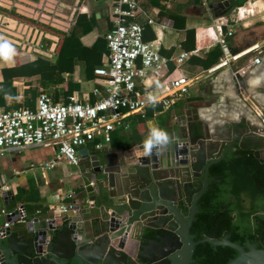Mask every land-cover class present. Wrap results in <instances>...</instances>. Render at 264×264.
I'll list each match as a JSON object with an SVG mask.
<instances>
[{
  "label": "crops",
  "instance_id": "obj_1",
  "mask_svg": "<svg viewBox=\"0 0 264 264\" xmlns=\"http://www.w3.org/2000/svg\"><path fill=\"white\" fill-rule=\"evenodd\" d=\"M115 2L0 0V43L6 42L13 49L6 58L0 49V110L33 108L41 92L49 94L56 102H64L70 95L82 101H93L92 90L95 87L103 89V79L94 73V69L105 66L108 61L104 35L113 24L112 7ZM45 3L49 8L46 9L54 12L51 14L53 19H45L49 16L43 10ZM244 8L249 9L252 18L257 14L259 19H243L245 13L238 16L241 18L237 19L240 25L233 36L227 38L229 48L233 54H238L258 44L264 51V0H255ZM224 16L227 17V14ZM72 18L75 24L67 28V21ZM134 19L145 26V41L159 40V51L166 61L161 76H150L145 83L137 81L149 99L143 110L147 115L145 124L139 126L142 138L149 136L153 127L166 131L169 137L173 129L182 131L184 127L180 116L187 109H202L200 120L192 122V126L199 122L202 124L195 126L199 131L207 128L213 133L212 129L221 130L230 123L222 121L213 124L209 121L213 109L223 103V97L228 99L232 92L235 94L233 73L229 67L217 68L223 56L214 27L218 16L203 10L191 0H139V10ZM147 19H152L154 23L147 24ZM77 23L90 28L84 31L77 28L78 36H71ZM25 42L28 46L34 44L38 47L31 51L24 46ZM185 51L191 52L189 59L176 63L175 58ZM245 53L230 63L240 73H246L252 57L257 55L251 50ZM38 58L51 64L58 62L63 81L52 85L45 80L41 83L39 74H31L32 69L27 63ZM180 74L191 79L188 92L171 94L165 82ZM246 74L247 83L252 81L255 89L264 88V64L255 66ZM163 97L171 100L167 109L158 100ZM254 98L264 107L263 93H254ZM248 112L252 113L249 108ZM132 114L125 117L124 126L111 132L110 144L101 149H94L91 145L79 148L78 165L63 161L51 169L43 167L42 163L54 155L50 146H28L6 152L0 159L2 189L12 192L17 205L26 210L25 218L59 219L65 213L53 206L85 205L84 186L89 183L86 178L94 176L89 164L90 156L97 155L103 167L117 174L120 171L116 168L122 169L124 164L133 161L143 151L137 149L142 138L139 143L128 146L132 135L128 117ZM83 148H87L89 156L81 151ZM115 176L118 182L121 178ZM76 213L77 210L73 212Z\"/></svg>",
  "mask_w": 264,
  "mask_h": 264
},
{
  "label": "water",
  "instance_id": "obj_2",
  "mask_svg": "<svg viewBox=\"0 0 264 264\" xmlns=\"http://www.w3.org/2000/svg\"><path fill=\"white\" fill-rule=\"evenodd\" d=\"M191 1L214 16L225 15L232 6L228 0ZM229 69L235 94L264 123V107L254 98V93L264 94V88L249 93L247 74L231 64ZM201 110H185L180 116L184 129H173L167 145L153 147L151 155L145 152L149 136L143 137L137 146L143 150L140 155L116 168L121 174L103 167L97 155L90 156L94 176L86 178L85 205L72 206L59 219L17 221V208L23 206L0 185V264H190L196 245L190 228L207 189L210 166L236 147L260 155L264 151V125L241 117L213 133L207 128L197 131L192 122L200 120ZM115 175L121 178L118 182ZM6 222L11 225L4 227ZM215 235L213 228L201 242L236 249L238 255L228 264H264V248L248 241L246 250L229 234L222 240Z\"/></svg>",
  "mask_w": 264,
  "mask_h": 264
},
{
  "label": "built area",
  "instance_id": "obj_3",
  "mask_svg": "<svg viewBox=\"0 0 264 264\" xmlns=\"http://www.w3.org/2000/svg\"><path fill=\"white\" fill-rule=\"evenodd\" d=\"M46 8L47 6L43 10L48 12ZM138 10L139 0H116L112 7L113 24L104 35L108 61L105 66L94 69V73L103 79V89L95 87L92 90L93 101H82L75 95H70L64 102H56L49 94L41 92L34 108L0 110V159L11 150L28 146H50L54 149V155L42 163L43 167L51 169L63 161L78 165L79 148L91 145L94 149H101L105 144H110L111 132L125 125V117L129 113L145 109L149 99L139 88L137 81L145 83L150 76H161L166 68V61L160 54L158 39H143L145 26L134 19ZM236 11L240 16L249 9L238 7ZM146 22L154 23L152 19H147ZM74 24V19H69L67 28ZM214 27L223 53L217 68L229 67L232 60H237L247 50L256 51L257 55L252 57L246 73L255 66L264 64V51L258 44L242 53L231 52L227 38L233 36L238 29L237 19L218 16ZM24 46L31 48V51L38 47L34 44L28 46L26 42ZM190 55L191 52H182L175 61L181 64ZM165 84L171 94H186L191 79L180 74ZM158 100L165 109L169 108L171 100L166 97ZM53 208L66 213L72 209V205L59 204ZM25 217V209L18 207L15 219L22 221ZM9 225L11 223L6 222L4 227ZM134 264L141 263L136 261Z\"/></svg>",
  "mask_w": 264,
  "mask_h": 264
},
{
  "label": "trees",
  "instance_id": "obj_4",
  "mask_svg": "<svg viewBox=\"0 0 264 264\" xmlns=\"http://www.w3.org/2000/svg\"><path fill=\"white\" fill-rule=\"evenodd\" d=\"M242 4L240 2L239 6ZM85 25L77 23L70 31L71 36H78L77 28L89 30L90 26ZM28 64L32 69L31 74L40 75L41 83L45 80L52 85L63 81L58 62L51 64L38 58ZM32 91L35 93L36 88ZM146 118L144 111L128 117L132 131L128 146L141 141L139 126L145 124ZM196 125L202 124H193V128L198 131ZM197 208L190 228L193 241L196 242L190 264H228L238 255L236 249L201 242V239L215 228L216 240H222L229 234L231 241L244 246L246 250L248 241L258 240L261 220L264 221V159L256 151L239 147L229 151L223 159L210 166L207 189L199 198ZM257 247L260 248L259 245Z\"/></svg>",
  "mask_w": 264,
  "mask_h": 264
},
{
  "label": "bare ground",
  "instance_id": "obj_5",
  "mask_svg": "<svg viewBox=\"0 0 264 264\" xmlns=\"http://www.w3.org/2000/svg\"><path fill=\"white\" fill-rule=\"evenodd\" d=\"M241 16V15H240ZM245 16V15H244ZM249 93L255 88L254 83L252 81L248 82ZM229 99V100H228ZM223 97V103L215 107L216 110L210 116L209 121L214 123H221L222 121H237L241 117L247 119L248 122L252 123L257 127L263 126L257 119L253 113L248 112V108L246 107L245 103L241 101L235 94L232 92L230 98Z\"/></svg>",
  "mask_w": 264,
  "mask_h": 264
},
{
  "label": "clouds",
  "instance_id": "obj_6",
  "mask_svg": "<svg viewBox=\"0 0 264 264\" xmlns=\"http://www.w3.org/2000/svg\"><path fill=\"white\" fill-rule=\"evenodd\" d=\"M0 49L5 53V58L7 53L13 51L8 43H0ZM170 141L168 133L164 130L157 129L155 127L151 128L149 138L145 142V152L151 155V150L153 147L162 148L167 145Z\"/></svg>",
  "mask_w": 264,
  "mask_h": 264
},
{
  "label": "flooded vegetation",
  "instance_id": "obj_7",
  "mask_svg": "<svg viewBox=\"0 0 264 264\" xmlns=\"http://www.w3.org/2000/svg\"><path fill=\"white\" fill-rule=\"evenodd\" d=\"M255 0H232V3L228 0L227 3H229V5H232L231 8L229 9V11L226 14H229L231 11H233V9H237L238 7H244L245 5L252 3ZM243 2L242 6H239V3ZM219 9V8H218ZM257 15V14H256ZM259 154V153H258ZM259 156L264 159V155H260ZM259 238L258 240L251 242V243H255L256 248H258L257 246L259 245L260 248L258 249H262L264 248V221L261 220V228L259 230V232L257 233ZM226 236V235H225ZM140 262V261H139ZM141 263V262H140ZM142 264V263H141Z\"/></svg>",
  "mask_w": 264,
  "mask_h": 264
},
{
  "label": "rangeland",
  "instance_id": "obj_8",
  "mask_svg": "<svg viewBox=\"0 0 264 264\" xmlns=\"http://www.w3.org/2000/svg\"><path fill=\"white\" fill-rule=\"evenodd\" d=\"M44 7H46V6H43V8ZM247 8V7H246ZM47 9H49L48 7H47ZM51 10V9H50ZM47 14H49V16L48 17H45V19H53V17L51 16V14H54V12H52V10L49 12H47ZM259 15H256V16H254L253 18L250 16V14L247 12V13H245V16L243 17V19H259V18H256V17H258ZM52 17V18H51ZM227 18H232V19H239L238 18V14H237V11H236V9H233V11H231L229 14H227ZM239 25H240V22H239Z\"/></svg>",
  "mask_w": 264,
  "mask_h": 264
}]
</instances>
